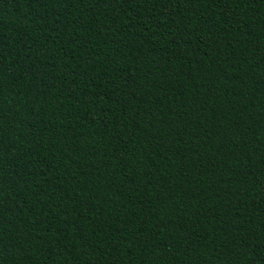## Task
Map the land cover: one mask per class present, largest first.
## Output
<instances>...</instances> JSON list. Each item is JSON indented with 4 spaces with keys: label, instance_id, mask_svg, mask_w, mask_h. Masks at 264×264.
<instances>
[{
    "label": "trees",
    "instance_id": "1",
    "mask_svg": "<svg viewBox=\"0 0 264 264\" xmlns=\"http://www.w3.org/2000/svg\"><path fill=\"white\" fill-rule=\"evenodd\" d=\"M0 264H264V0H0Z\"/></svg>",
    "mask_w": 264,
    "mask_h": 264
}]
</instances>
